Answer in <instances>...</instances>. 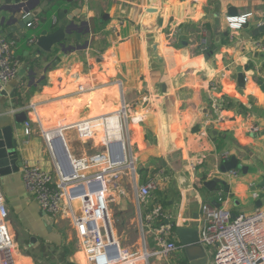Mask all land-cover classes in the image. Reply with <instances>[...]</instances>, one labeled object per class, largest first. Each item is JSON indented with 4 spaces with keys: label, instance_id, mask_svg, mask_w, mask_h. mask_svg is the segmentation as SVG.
Masks as SVG:
<instances>
[{
    "label": "crops",
    "instance_id": "0c3cea01",
    "mask_svg": "<svg viewBox=\"0 0 264 264\" xmlns=\"http://www.w3.org/2000/svg\"><path fill=\"white\" fill-rule=\"evenodd\" d=\"M42 1L0 0V36L14 41L19 72L25 67L0 93V127L14 124L17 107L34 106L26 110L32 133L25 135L24 122L14 132L19 159L54 173L44 132L60 126L74 156L103 150V125L92 137L73 125L124 109L122 133L121 125L111 132L123 142L124 166L104 174L113 240L122 252H150L149 264H191L190 256L215 264L214 246L199 241L202 204L264 210V49L254 46L264 42V28L255 31L264 24V0H52L38 22L20 26ZM57 8L66 10L63 19ZM146 8L159 13L142 28ZM246 13L247 26L229 27L228 16ZM55 23L65 24V38L50 51L29 42ZM233 156L236 165L226 167ZM151 178L153 197L141 202L137 187ZM0 186L10 213L33 207L26 208L32 244L61 242L75 264H87L67 203L51 218L27 194L20 168L0 177ZM157 205L162 213L148 223ZM164 241L177 248L155 254Z\"/></svg>",
    "mask_w": 264,
    "mask_h": 264
},
{
    "label": "built area",
    "instance_id": "2783aa9c",
    "mask_svg": "<svg viewBox=\"0 0 264 264\" xmlns=\"http://www.w3.org/2000/svg\"><path fill=\"white\" fill-rule=\"evenodd\" d=\"M249 15L250 13L228 16L229 27H241ZM38 21V17L33 16L27 24L32 26ZM29 42L36 43L37 37L32 36ZM254 46L264 49V42L255 40ZM19 70L20 60L14 54V41L0 36V91L6 88L10 80L18 77ZM244 79L247 80L246 77ZM210 86L212 89L217 88L214 80H211ZM30 108L34 106L26 104L17 107L18 110L25 111ZM124 112L125 110L121 109L116 114L73 125L72 128L76 129L79 135L88 137H92L96 129L103 125L107 136L103 150L86 156H74L65 138L66 129L63 127L66 126H60L59 130L50 129L44 132L55 160V172L30 161H24L20 167L27 194L47 215L53 219L57 218L63 203L68 204L80 250L87 264H149L151 253L146 250L122 252L118 245L114 250L107 248L112 244V240L109 236V210L104 174L124 166V160L111 158L110 144L114 138L108 134L109 120L119 116L121 121ZM31 123L30 119L23 123V131L27 136L32 133ZM83 124L89 125V129L81 131ZM251 130L258 131L259 127L252 126ZM156 186V181L152 178L139 184L138 199L141 202L149 201ZM75 202L80 204L79 213L75 211ZM161 213L160 205L153 207L148 223ZM9 215L6 196L0 186V264H37L32 260L20 259L18 247L8 227ZM199 241L204 245L214 246L215 264H264V210L234 213L227 207L205 202L201 206ZM175 248L177 244L174 241H164L161 248L154 253L167 255Z\"/></svg>",
    "mask_w": 264,
    "mask_h": 264
},
{
    "label": "water",
    "instance_id": "95a60500",
    "mask_svg": "<svg viewBox=\"0 0 264 264\" xmlns=\"http://www.w3.org/2000/svg\"><path fill=\"white\" fill-rule=\"evenodd\" d=\"M52 0H43L39 6H36L33 8L29 14H26L22 17V20L20 21V26H25L26 23L33 17L38 16L40 12H42V9ZM157 12L156 9L153 8H146L144 19H142V28H144L143 24L145 23V18L149 13ZM59 18L63 19V16L66 13V10H59ZM158 23H154L151 27L152 30L158 28ZM12 29H16L13 25L11 26ZM264 28L263 25H259L257 28H255V31H260ZM5 35V33H3ZM65 38V24L62 23L60 26L55 29L54 31L48 32V30L43 29L38 38L36 44L43 50L50 51L52 47L56 44H59L63 39ZM21 70L19 73L22 74L24 71ZM1 94H7V91L5 89L0 91ZM27 119V114L25 110H20L15 112L14 114V124H8L3 127H0V177L16 172L19 170L21 165L23 164V160L19 159L18 154V139L14 136L15 129L21 128L22 123ZM110 152H111V158L112 160H120L123 161L125 159L124 155V149H123V143L121 139L113 140L110 144ZM237 162V159L233 156L229 161L225 162L224 165L226 167H232L235 166ZM109 225V224H108ZM109 236L112 240V244H109L107 248L109 250H114L116 248L117 243L112 238V233L109 227ZM36 238L34 236L31 237V241H34ZM206 257V256H205ZM191 258V264H198L200 263L197 258V256H190ZM207 258H203V261L206 262Z\"/></svg>",
    "mask_w": 264,
    "mask_h": 264
},
{
    "label": "trees",
    "instance_id": "16d2710c",
    "mask_svg": "<svg viewBox=\"0 0 264 264\" xmlns=\"http://www.w3.org/2000/svg\"><path fill=\"white\" fill-rule=\"evenodd\" d=\"M35 5L36 4L33 3V5H30L31 7H29V9L32 10L33 8H35L36 7ZM57 9H58L57 11H59V8H57ZM39 16L41 17V14H39L38 17ZM41 19L43 20V18H41ZM242 25L247 26L248 24L245 22ZM58 27H59V24L55 23V24H53L51 30H55ZM37 62H38V60L33 59V60L29 61L28 63H29L30 67H34V65H36ZM28 74L29 75L32 74L31 70L28 72ZM14 98L17 100V105L24 104L23 95H22L21 90L17 89V92H16ZM217 140L218 141L220 140V142H219L220 145L223 144V141L220 137H217ZM69 255H70V251L68 250V248H66V246L63 243H61V242L56 243L54 241L45 242L44 240L41 241L37 246H31V252H30V256H32L34 258V260L36 261V263H38V264H45L43 262V260L44 261L46 260L48 262L50 259H52V257H56L57 260H59L61 262L63 261V264H75L74 261L71 258H69ZM55 262H53V263H55ZM48 264H50V263L48 262Z\"/></svg>",
    "mask_w": 264,
    "mask_h": 264
},
{
    "label": "rangeland",
    "instance_id": "374dc122",
    "mask_svg": "<svg viewBox=\"0 0 264 264\" xmlns=\"http://www.w3.org/2000/svg\"><path fill=\"white\" fill-rule=\"evenodd\" d=\"M26 208L27 207H25V209H20V210L11 212L8 217L7 223H8L9 230L18 247L20 259L21 260H28V259L34 260V258L30 256L31 246H37V244H32L30 240V237L32 235L31 236L28 235V231L32 230L34 224L30 220L28 214L26 213ZM32 209H33L32 206H29V208H27V210L29 211H31ZM33 212H35V210H33ZM45 264H46V261H45Z\"/></svg>",
    "mask_w": 264,
    "mask_h": 264
},
{
    "label": "bare ground",
    "instance_id": "6f19581e",
    "mask_svg": "<svg viewBox=\"0 0 264 264\" xmlns=\"http://www.w3.org/2000/svg\"><path fill=\"white\" fill-rule=\"evenodd\" d=\"M119 125H121V129H122V124H121V121H120V117L119 116H115L113 119H110L109 120V132H108V134L111 135V132L114 133V130L117 127H119ZM120 132L122 133V130H120ZM122 136H123V134H122ZM114 138H116V137H114Z\"/></svg>",
    "mask_w": 264,
    "mask_h": 264
}]
</instances>
